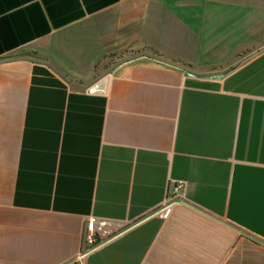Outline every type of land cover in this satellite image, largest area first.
<instances>
[{"label": "crops", "instance_id": "1", "mask_svg": "<svg viewBox=\"0 0 264 264\" xmlns=\"http://www.w3.org/2000/svg\"><path fill=\"white\" fill-rule=\"evenodd\" d=\"M90 220L82 264H264V0H0V264Z\"/></svg>", "mask_w": 264, "mask_h": 264}, {"label": "built area", "instance_id": "2", "mask_svg": "<svg viewBox=\"0 0 264 264\" xmlns=\"http://www.w3.org/2000/svg\"><path fill=\"white\" fill-rule=\"evenodd\" d=\"M183 189H184V183L178 182L175 185H172V187L170 188V193L173 195H181ZM84 244L86 246V251L84 253L79 254L78 257L74 260V262L69 264H82L81 260L84 257V255L88 253V251L98 246L94 233V222L91 220L88 221L86 224V231L84 234Z\"/></svg>", "mask_w": 264, "mask_h": 264}, {"label": "rangeland", "instance_id": "3", "mask_svg": "<svg viewBox=\"0 0 264 264\" xmlns=\"http://www.w3.org/2000/svg\"><path fill=\"white\" fill-rule=\"evenodd\" d=\"M131 56V55H130ZM111 60V59H110ZM110 60H108V61H105L104 62V64H108V62H110ZM120 60H124V58L122 59H115V58H113L112 60H111V62L113 63V64H116L117 62H120Z\"/></svg>", "mask_w": 264, "mask_h": 264}]
</instances>
